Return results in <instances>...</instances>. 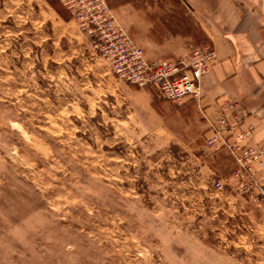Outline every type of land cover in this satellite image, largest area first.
<instances>
[{
  "label": "rangeland",
  "instance_id": "obj_1",
  "mask_svg": "<svg viewBox=\"0 0 264 264\" xmlns=\"http://www.w3.org/2000/svg\"><path fill=\"white\" fill-rule=\"evenodd\" d=\"M104 2L166 61L209 44L221 0ZM65 3L0 0V264H264V166L233 178L205 144L220 112L118 78Z\"/></svg>",
  "mask_w": 264,
  "mask_h": 264
},
{
  "label": "built area",
  "instance_id": "obj_2",
  "mask_svg": "<svg viewBox=\"0 0 264 264\" xmlns=\"http://www.w3.org/2000/svg\"><path fill=\"white\" fill-rule=\"evenodd\" d=\"M65 5L86 32L93 50L118 78L136 88L151 90L174 106L200 100L201 79L215 57L209 44L193 48L186 59L149 60L144 50L116 24L104 0H66ZM240 127V120L222 111L207 120L205 144L215 152L228 153L235 163L232 177L250 182L256 172L253 164H258V170L264 166V145H250L252 128L243 131ZM222 184L218 180L214 185L220 190ZM251 188L252 184L243 193ZM257 191V198L264 203V182L257 186Z\"/></svg>",
  "mask_w": 264,
  "mask_h": 264
},
{
  "label": "crops",
  "instance_id": "obj_3",
  "mask_svg": "<svg viewBox=\"0 0 264 264\" xmlns=\"http://www.w3.org/2000/svg\"><path fill=\"white\" fill-rule=\"evenodd\" d=\"M206 9L202 29L215 57L200 82L202 113L214 118L237 101L240 129L251 127L252 144L264 143V0H221Z\"/></svg>",
  "mask_w": 264,
  "mask_h": 264
}]
</instances>
